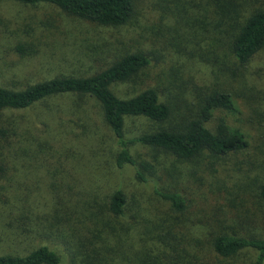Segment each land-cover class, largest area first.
Here are the masks:
<instances>
[{
    "label": "rangeland",
    "instance_id": "374dc122",
    "mask_svg": "<svg viewBox=\"0 0 264 264\" xmlns=\"http://www.w3.org/2000/svg\"><path fill=\"white\" fill-rule=\"evenodd\" d=\"M135 1L137 8L128 23L105 27L70 16L51 4L31 6L1 0L0 86L24 90L57 77H89L125 55L142 52L151 64L113 90L128 99L154 88L161 101L171 106L173 118L162 126L143 118L128 120L134 126L128 137L164 127L180 129L201 112L206 96L228 85L234 110L223 116L243 131L248 148L221 162L205 157L194 164L160 149L137 146L131 151L138 168L150 165L143 181L137 176L138 168H118L119 147L104 122L100 104L94 98L59 95L27 109L0 113V130L10 133L9 138L0 135V200L5 202L0 212L23 210L26 201L22 199L28 194H36L43 205L59 198L72 199L67 189L54 185L64 184L74 186L75 194L93 193L104 203L122 189L137 209L159 219L170 213V204L157 194L166 187L182 193L189 204L181 216L185 222L181 237L194 238L189 249L198 253L200 261L251 264L253 251L219 259L210 240L221 233L264 236V201L255 178L264 164V50L243 65L230 48L240 25L255 10L264 8V0ZM20 147L43 154L36 174L28 178H36V186L24 181L27 171L15 157ZM252 182L256 185L250 191ZM142 230L131 232L139 244L137 249L143 246L140 239H146L138 235ZM10 235L0 217V256L20 253L19 242ZM41 245L57 249L64 261L68 258L63 264H71L68 256L72 250L66 243L42 238L33 247ZM190 260L184 257L185 263Z\"/></svg>",
    "mask_w": 264,
    "mask_h": 264
},
{
    "label": "trees",
    "instance_id": "16d2710c",
    "mask_svg": "<svg viewBox=\"0 0 264 264\" xmlns=\"http://www.w3.org/2000/svg\"><path fill=\"white\" fill-rule=\"evenodd\" d=\"M12 1L31 6L51 4L70 16L105 27L125 25L137 8L135 0ZM230 48L237 61L243 65L250 63L264 50V8L255 10L240 25ZM150 64V58L138 52L117 59L107 69L89 77H57L24 90L0 86V113L27 109L48 98L65 94L94 98L100 104L105 124L116 138L119 147L117 166L120 169L126 165L138 168L131 151L137 146L160 149L177 160L194 164L205 157L221 162L248 148L249 142L243 131L233 127L223 116L224 112L234 110L233 94L228 85L206 96L201 112L180 129L164 127L128 137L134 127L127 123L128 120L143 118L162 126L173 118L171 106L161 101L154 88L128 99L120 98L113 90L117 84L132 81ZM0 135L9 138L10 133L0 130ZM16 154L15 157L27 171L24 174L25 183L32 182L36 186V178H28L44 161L43 154L29 147H20ZM139 167L143 171L138 168L137 176L145 181L144 172L150 169V165ZM259 169L263 170L255 178H258L259 196L264 201V164ZM0 170L3 171L2 167ZM54 185L57 189H67L66 193L69 192L72 199L59 198L57 202L43 205L37 201L40 198H36V194H28L22 199L26 201L22 204L23 210L0 212L8 233L11 232L10 237L19 242L20 248L18 254L12 252L0 256V264H63L68 258L64 261L57 249L48 245L33 247L42 238L66 243L72 250L68 256L71 264H116V259H120L122 264H205L200 261L198 253L189 249L190 245L195 244L194 238L181 237L185 225L181 216L189 208L182 193L166 187L157 191L161 199L170 204V213L160 217V221L157 216L137 209L122 189L109 195L104 203L93 193L84 197L75 194L74 186ZM252 185L256 184L252 182L250 191ZM246 187H249L248 184ZM2 204L5 202L0 200V209ZM142 227L138 235L146 236V239H140L143 246L137 249L139 244L135 242L136 237H131V232H139ZM2 235L5 236L4 233ZM114 240L116 244L113 245ZM210 247L219 259H232L245 250H251L255 253L251 264H264V236L260 234H217L211 238ZM118 254L121 258L117 257ZM184 257L191 260L185 263Z\"/></svg>",
    "mask_w": 264,
    "mask_h": 264
}]
</instances>
